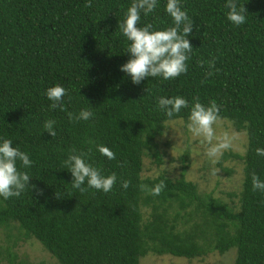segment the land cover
<instances>
[{
  "label": "trees",
  "instance_id": "trees-1",
  "mask_svg": "<svg viewBox=\"0 0 264 264\" xmlns=\"http://www.w3.org/2000/svg\"><path fill=\"white\" fill-rule=\"evenodd\" d=\"M85 2L0 0V143L9 139L29 155L32 166L18 161L17 168L35 185L19 197L0 196V233L6 236L0 260L30 264L15 247L33 238L60 264H139L147 253L191 259L232 247L233 264H264V192L253 191L251 179L255 173L264 181V156L256 155L264 148V0H237L248 12L241 26L228 21L227 0H181L194 21L188 72L138 85L120 70L131 56L119 25L133 0H91L90 8ZM166 3L158 0L154 12L141 13L138 26H174ZM212 60L214 74L206 78ZM56 85L68 90L63 110L51 109L46 96ZM175 96L189 107L169 118L158 99ZM197 97L205 106L214 100L219 117L246 133L243 153H223L243 166L237 205L201 194L184 176L185 164L174 178L143 173L145 156L162 162L157 142L165 123L187 121ZM81 110L93 116L69 120ZM47 120L56 121L54 138L44 129ZM81 152L105 177L116 173L111 192L87 183L84 192L72 187L64 161ZM123 180L131 182L127 189ZM161 181L166 188L158 196L140 188Z\"/></svg>",
  "mask_w": 264,
  "mask_h": 264
},
{
  "label": "clouds",
  "instance_id": "clouds-1",
  "mask_svg": "<svg viewBox=\"0 0 264 264\" xmlns=\"http://www.w3.org/2000/svg\"><path fill=\"white\" fill-rule=\"evenodd\" d=\"M158 6V0H133L128 8L123 23L119 27L123 35L130 42L127 53L131 58L120 67V70L131 77L133 84H140L141 81L150 77H162L165 80L178 78L181 74L188 72L187 61L191 59L193 46L187 38L193 31L194 21L185 10H182L181 0H167L166 12L172 17L174 26L164 30H153L151 23L143 27L138 26L141 21V13L146 17ZM85 8L92 7L91 0H86ZM227 19L235 26L246 23L247 9L244 5H238L237 0H227ZM204 62H201V67ZM215 69V60L208 62V70L205 77L212 76ZM218 71V70H216ZM146 91V89H145ZM68 95V90L61 85L50 87L46 91L47 98L52 102L51 109L61 108L63 110V98ZM158 107L165 111L171 118L180 113L181 109L188 108V101L181 97L172 98L160 97ZM70 121L89 120L93 113L89 110H81L78 115L69 113ZM220 119L219 107L212 100L205 106L194 98L191 106L188 130L196 137H203L210 147L206 155L215 162V159L222 154V151L232 147V138L225 134L217 139L214 125ZM56 121L47 120L44 129L53 138L57 135L54 130ZM217 141L213 144V141ZM12 141L3 139L0 143V196L5 200L10 197H19L26 188H35L30 184L32 177L27 172L19 171L17 162H21L24 168L31 167L33 161L29 155L21 151L18 147L12 146ZM99 152L109 160H115L116 154L108 147L98 146ZM76 149H72L75 153ZM257 156H264V148L256 149ZM87 153L70 154L64 161V165L72 175V187L81 192L87 190L83 187L87 183L88 188L109 193L117 182V175L113 172L105 177L101 170L93 167L87 162ZM253 191L264 192V181L255 173L252 174ZM129 180H123L121 187L127 189L130 186ZM142 191H147L151 195L158 196L166 188L164 181L156 184L154 188L147 185L140 186Z\"/></svg>",
  "mask_w": 264,
  "mask_h": 264
},
{
  "label": "rangeland",
  "instance_id": "rangeland-1",
  "mask_svg": "<svg viewBox=\"0 0 264 264\" xmlns=\"http://www.w3.org/2000/svg\"><path fill=\"white\" fill-rule=\"evenodd\" d=\"M187 121L183 119L169 120L165 123L163 135L157 144L161 150L162 162L155 163L151 156L144 157V174L155 176L164 172L170 177H178L181 165L187 167L184 172L186 179L193 181L201 194H211L230 204L237 205L239 192L242 188L243 166L233 157H223L224 152L243 153L246 148L247 137L243 130H236L233 123L220 118L214 125L217 139L225 134L232 138V147L222 151V154L213 162L206 153L210 145L203 137L194 136L189 130ZM217 141H213L215 145ZM148 153V152H147ZM186 154L183 159L182 154ZM149 212L150 209H147ZM5 234L0 233V243L5 244ZM19 258H25L30 264H60L35 239L19 241L15 247ZM236 248L232 247L224 253L211 251L204 256L191 259L173 256L170 254L153 255L147 253L140 257L139 264H233ZM0 264H8L0 260Z\"/></svg>",
  "mask_w": 264,
  "mask_h": 264
}]
</instances>
